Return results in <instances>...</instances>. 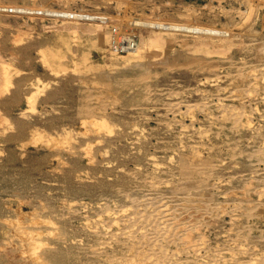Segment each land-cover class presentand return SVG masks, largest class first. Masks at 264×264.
<instances>
[{
    "label": "rangeland",
    "instance_id": "obj_1",
    "mask_svg": "<svg viewBox=\"0 0 264 264\" xmlns=\"http://www.w3.org/2000/svg\"><path fill=\"white\" fill-rule=\"evenodd\" d=\"M263 50L264 0H0V264L264 263Z\"/></svg>",
    "mask_w": 264,
    "mask_h": 264
},
{
    "label": "bare ground",
    "instance_id": "obj_2",
    "mask_svg": "<svg viewBox=\"0 0 264 264\" xmlns=\"http://www.w3.org/2000/svg\"><path fill=\"white\" fill-rule=\"evenodd\" d=\"M116 31H117V30H116ZM15 35H17V36H21V35H18V34H15ZM103 36H104V35H103ZM14 37H15V36H14ZM22 37H23V36H22ZM19 38H20V37H19ZM20 39H21V38H20ZM18 40H19V39H18ZM18 40H17V41H18ZM173 40H174V39H173ZM20 41H21V40H20ZM221 42H222V41H221ZM182 43H183V42H182ZM183 46H184V45H183ZM228 46H229V45H228ZM260 46H262V45H260ZM196 47H197V46H196ZM222 47H223V46H222ZM184 48H185V47H184ZM198 48H199V47H198ZM146 49H147V48H146ZM261 49H262V48L260 47V50H261ZM138 50H139V49H138ZM142 50H144V49H142ZM156 50H158V49H156ZM162 51H163V50H162ZM201 51H202V50H201ZM263 51H264V50H263ZM138 52H139V51H138ZM142 52H143V51H142ZM39 53H40V52H39ZM194 53H195V52H194ZM40 54H42V53H40ZM262 54H263V53H262ZM129 55H130V54H129ZM221 55H222V54H221ZM119 56H123V58H124L125 55H124L123 53H122V54H119V55H116V58H115V59L119 58ZM43 57H44V56H43ZM127 57H128V55H127ZM132 57H133V56H132ZM132 57H130V58L132 59ZM63 58H64V57H63ZM160 58H161V57H160ZM40 59H43V58L41 57ZM127 59H129V58H127ZM131 59H130V60H131ZM153 59H154V58H153ZM122 60H123V59H122ZM151 60H152V59H151ZM228 60H229V59H228ZM123 61H126V59L123 60ZM188 64H189V63H188ZM44 66H45V65H44ZM188 66H189V65H188ZM236 66H237V65H236ZM239 66H240V65H239ZM241 66H242V65H241ZM241 66H240V67H241ZM183 67H184V66H183ZM243 67H244V65H243ZM243 67H241V68H243ZM260 67H261V66H260ZM141 68H142V67H141ZM141 68H140V69H141ZM170 68H171V67H170ZM215 68H216V67H215ZM237 68H238V66H237ZM253 68H254V67H253ZM261 68H262V67H261ZM256 69H258V67H257ZM256 69H254L255 72H256ZM262 69H264V68H262ZM241 71H242V70L240 69V71H238V72L240 73ZM248 71H249V69H248ZM250 71H251V69H250ZM250 71H249V72H250ZM261 72H262V71H260V73H261ZM147 73H149V72H147ZM228 73H229V72H228ZM236 73H237V72H236ZM251 73L253 74L254 71L251 72ZM251 73H250V74H251ZM229 74H231V73H229ZM252 74H251V75H252ZM255 74H256V73H255ZM225 75H226V74H224V76H225ZM260 75H262V74H260ZM3 76H4V78H7V74H4ZM147 76H149V75L147 74L145 77H147ZM154 76H155V75H154ZM216 76H217V75H215V77H216ZM242 76H243V77H246L245 75H242ZM254 76H255V75H254ZM145 77H144V78H145ZM218 77H219V76H218ZM252 77H253V76H252ZM140 78H142V80L144 79L143 77H140ZM207 78H208V77H207ZM219 78H220V77H219ZM145 79H146V78H145ZM145 79H144V80H145ZM147 79H149V78H147ZM147 79H146V80H147ZM202 79H203V78H202ZM211 79H213V78L211 77ZM217 79H218V78H217ZM219 80L221 81V79H219ZM228 81H229V80H228ZM199 83H201V82H199ZM230 83H231V82H230ZM214 84H215V83H214ZM19 85H20V84H19ZM26 85H27V84H26ZM35 86H36L35 83H34L33 81H31V83H29L28 86H26L25 88H27V90L30 91V94H33V93H34L33 90H34V91L36 90ZM21 87H22V86H21ZM146 89H147V88H146ZM225 90H226V88H225ZM223 91H224V90H223ZM253 91H254V90H253ZM199 92H200V91H199ZM254 92H255V91H254ZM262 92H264V91H262ZM169 93H170V92H169ZM171 93H172V92H171ZM230 93H231V92H230ZM88 94H89V93H88ZM172 94L174 95V92H173ZM175 94H178V93H175ZM254 94H255V93H254ZM263 94H264V93H263ZM169 95H170V94H169ZM256 95H257V94H256ZM87 96H89V95H87ZM146 96H148V95H146ZM176 96H178V95H176ZM251 96H252V95H251ZM257 96H258V95H257ZM263 96H264V95H262L261 98H263ZM89 97H90V96H89ZM253 97H256V96H253ZM259 97H260V96H259ZM91 98H92V97H91ZM147 98H148V97H146V100H148ZM230 98H231V97H230ZM89 99H90V98H89ZM218 99H219V97H218ZM221 99H222V98H221ZM232 99H233V97H232ZM149 100H150V99H149ZM149 100H148V101H149ZM260 100L264 101V99H260ZM201 101H202V100H201ZM175 102H176V101H175ZM199 102H200V101H199ZM199 102H198V103H199ZM171 103H172V102H171ZM171 103H170V104H171ZM178 103H179V102H178ZM183 103H184V102H183ZM193 103H194V102H193ZM193 103H191V104H193ZM219 103L222 104L223 102H222V103L219 102ZM184 104H185V103H184ZM202 104H203V102H202ZM171 105H172V104H171ZM176 105H177V104H176ZM186 105H187V104H186ZM196 105H197V104H196ZM199 105H200V104H199ZM168 106H169V105H168ZM172 106H174V105H172ZM190 106H191V105H190ZM197 106H198V105H197ZM222 106H225V105L222 104ZM227 106H228V104H227ZM133 107H134V106H133ZM174 107H175V106H174ZM174 107H173V108H174ZM177 107H179V106L177 105L175 108L178 109ZM193 107H194V106H193ZM228 107H229V106H228ZM255 107H256V106H255ZM130 108H131V107H130ZM198 108H199V107H198ZM200 109H201V108H200ZM225 109H226V108H225ZM225 109L223 108V110H225ZM170 110H171V109H170ZM172 110H173V109H172ZM178 111H179V110H178ZM231 111H232V110H230V113H233V112H231ZM252 111H253V110H252ZM254 111H256L255 108H254ZM180 112H181V111H180ZM230 113L228 112V114H230ZM223 115H224V114H223ZM263 115H264V114H263ZM260 116H261V115H260ZM237 117H238V116H237ZM251 117H252V116H251ZM228 119H229V118H228ZM232 119H233V118H232ZM235 120H236V119H235ZM249 120H250V119H249ZM83 121H84V120H83ZM83 121H82V122H83ZM250 121H251V120H250ZM85 122H86V121H85ZM85 122H84V123H85ZM246 122H247V121H246ZM84 123H83V124H84ZM164 123H165V122H164ZM166 123H167V122H166ZM236 124H237V123H236ZM236 124H235V125H236ZM246 124L249 126L248 123H246ZM167 125H169V124H167ZM250 125H251V124H250ZM103 126H104V125H103ZM231 126H232V125H231ZM95 127H96V126H95ZM106 127H107V126H106ZM232 127H233V126H232ZM98 128H99V126H98ZM100 128H101V127H100ZM100 128H99V129H100ZM103 128H105V126H104ZM108 128H109V127H108ZM99 129H98V133L103 132V131H101L102 128H101L100 130H99ZM63 130H64V129H63ZM105 130H106V129H105ZM108 131H109V130H108ZM67 132L69 133L70 131H67ZM67 132H66L65 135H67ZM73 133H75V132H73ZM59 134H60V133H59ZM59 134H58V135H59ZM71 134H72V132H71ZM71 134L69 133L68 135L71 136ZM112 134H113V133H112ZM63 135H64V134H63ZM65 135H64V136H65ZM85 145H86V144H85ZM201 145H203V143H202ZM86 146H88V145H86ZM89 148H90V146L88 147V149H89ZM195 148H196V146L194 147V150H195ZM79 149H80V150H81V149H84V150H85V148H79ZM181 149H182V148H181ZM86 151H87V148H86ZM195 151H196V150H195ZM84 152H85V151H84ZM104 152H105V151H104ZM84 154L86 155V153H84ZM105 154H106V153H105ZM194 154H195V153H194ZM73 155H74V154H73ZM85 155H84V156H85ZM87 155H88V153H87ZM99 155H100V154H99ZM88 156H89V155H88ZM171 156H172V155H171ZM198 156H199V154H198ZM86 157H87V156H86ZM178 157H179V156H178ZM189 157H191V156H189ZM193 157H194V156H193ZM195 157H196V155H195ZM168 158H169V157H168ZM199 158H200V157H199ZM199 158H198V159H199ZM88 159H89V158H88ZM149 159H152V158L149 157ZM191 159H192V157H191ZM196 159H197V158H196ZM90 160H91V159H90ZM152 160H153V159H152ZM170 160H171V159H170ZM193 160L195 161V158H194ZM193 160H191V162H192ZM188 162H189V161H188ZM88 163L90 164V161H88ZM155 163H157V162H155ZM189 163H190V162H189ZM198 163H199V162H198ZM210 163H211V162H210ZM158 164H159V163H158ZM152 165H153V164H152ZM156 165H157V164H156ZM160 165H161V164H160ZM182 165H183V164H182ZM61 166H63V165L61 164ZM161 166H162V165H161ZM206 166H207V165H206ZM154 167H158V166H155V164H154ZM125 173H126V172H125ZM209 174H210V173H209ZM130 175H131V174H130ZM199 175H200V174H199ZM180 176H181V175H180ZM202 176H203V175H202ZM206 176H207V175H206ZM173 177H176V176L173 175ZM150 178H151V177H150ZM155 178H158V177H155ZM190 178H191V177H190ZM207 178H208V177H207ZM148 179H149V178H148ZM148 179H147V180L144 179V180H145V181H148ZM163 179H164V178H162V182L164 181ZM177 179H178V178H177ZM188 179H189V178H188ZM200 179H201V178H200ZM151 180H153V179H151ZM151 180H150V183H151ZM157 180H158V179H157ZM159 180H160V179H159ZM159 180H158V182H159ZM183 180H184V179H183ZM189 180H190V179H189ZM192 181H193V180H192ZM192 181H191V182H192ZM198 181H199V180H198ZM143 182H144V181H143ZM176 182H177V181H176ZM134 183H135V182H134ZM152 183H154V182H152ZM155 183H156V182H155ZM163 183L165 184V182H163ZM167 183H169V181H168ZM171 183H172V182H171ZM173 183H174V182H173ZM173 183H172V185H173ZM157 184H158V183H157ZM157 184H155V185L157 186ZM183 184H184V183H183ZM189 184H192V183H189ZM147 185H150V184H149V181H148V184H147ZM165 185H166V184H165ZM172 185H171V186H172ZM197 185H198V184H197ZM199 185H200V184H199ZM159 186H161V185H158V187H159ZM183 186H184V185H183ZM191 186H192V185H191ZM152 187H153V184H152ZM152 187H150V188H152ZM168 187H170V186H168ZM177 187H178V186H177ZM179 187H180V185H179ZM200 187H201V186H200ZM156 188H157V187H156ZM156 188H155V189H156ZM188 189H189V188H188ZM193 189H194V188H193ZM153 190H154V189H153ZM170 190H171V189H170ZM182 190H183V189H182ZM182 190H181V191H182ZM117 191H118V190H117ZM137 191H138V190H137ZM193 191H194V190H193ZM196 191H197V190H196ZM239 191H240V190H239ZM245 192H246V191H245ZM196 193H197V192H196ZM196 193H195V194H196ZM120 194H121V193H120ZM125 194H126V193H124V195H125ZM130 194H131V193H130ZM195 194H193V195H195ZM198 194H199V193H198ZM198 194H196V196H197ZM261 194H263V193H261ZM121 195H122V194H121ZM121 195H120V196H121ZM138 195H139V194H138ZM158 195H159V194H158ZM158 195H155V196H156V197H159ZM170 195H171V193H170ZM170 195H169V196H170ZM190 195H191V193H190ZM190 195H189V196H190ZM193 195H192V196H193ZM259 195H260V194H259ZM126 196H127V195H126ZM148 196H150V195H148ZM155 196H154V197H155ZM160 196H161V195H160ZM169 196H167V197H169ZM174 196H175V195H174ZM200 196H201V194H200ZM127 197H128V196H127ZM145 197H147V196H143V198H145ZM152 197H153V196H152ZM152 197H151V198H152ZM156 197H155V198H156ZM162 197H165V196L163 195ZM170 197H171V196H170ZM172 197H173V196H172ZM180 197H182V196H180ZM183 197H184V196H183ZM183 197H182V200L185 199L186 202H187L188 200H189L188 202H192V201H190V199H188V198H190L191 196H190V197L187 196V197H188L187 199H186V197H185V198H183ZM133 198L135 199V197H133ZM147 198H148V197H147ZM149 198H150V197H149ZM191 198H192V197H191ZM197 198H198V197H197ZM245 198H247V197H245ZM103 199H104V198H103ZM128 199H129V197H128ZM159 199H162V198L159 197ZM166 199H167V198H166ZM170 199H175V198H169L168 200H170ZM192 199H193V198H192ZM138 200H139V199H138ZM156 200H157V198H156ZM162 200L165 201L164 198H163ZM175 200H176V199H175ZM182 200H181V202H183ZM141 201L144 202V200H141V199H140L139 202H141ZM146 201H147V200H146ZM146 201H145V204H146ZM157 201H158V200H157ZM176 201H177V200H176ZM185 201H184V202H185ZM62 202H63V201H62ZM131 202H132V201H131ZM151 202H152V201H151ZM184 202H183V203H184ZM188 202H187V203H188ZM194 202H195V201H194ZM205 202H206V201H205ZM210 202H211V201H210ZM240 202H241V201H240ZM258 202H259V201H257V203H258ZM104 203H105V202H104ZM115 203H116V202H115ZM132 203H134V201H133ZM153 203H155V202H153ZM156 203H157V202H156ZM156 203H155V204H156ZM167 203H171V202H167ZM177 203L181 204L180 201L177 202ZM192 203H193V202H192ZM195 203L197 204L198 201H196ZM199 203H200V202H199ZM203 203H204V202H203ZM237 203H238V202H237ZM69 204H71V203H69ZM72 204H73V203H72ZM135 204H137V203H135ZM147 204L150 205V204H152V203L149 204V203L147 202ZM171 204H172V203H171ZM174 204H175V203H174ZM179 204H177V205H179ZM185 204H186V203H185ZM189 204H190V203H188V207L190 208V206H192V204H190V205H189ZM259 204H260V203H259ZM156 205H157V204H156ZM168 205H169V204H168ZM168 205H167V206H168ZM175 205H176V204H175ZM193 205H195V204H193ZM204 205H206V204H204ZM207 205H209V204L207 203ZM222 205H223V204H222ZM104 206H105V205H104ZM131 206H132V205H131ZM141 206H142V205H141ZM141 206H140V208H143V207H141ZM154 206H155V205H154ZM154 206H152V207H154ZM182 206H183V205H182ZM186 206H187V205H186ZM186 206H185V207H186ZM210 206L212 207V206H214V205L211 204ZM215 206H216V205H215ZM223 206H224V205H223ZM240 206H241V205H240ZM253 206H254V205H253ZM105 207H106V206H105ZM121 207H122V206H121ZM144 207L148 208L149 206H148V207H147V206H144ZM164 207H165V206H164ZM169 207H170V206H169ZM175 207H176V206H175ZM192 207H195V206H192ZM192 207H191V209H195V208H196V207H195V208H192ZM211 207H210V208H211ZM237 207H238V206H237ZM256 207H257V206H256ZM114 208H115V210H116V207H114ZM134 208H135V207H134ZM155 208H156V206L154 207V209H155ZM158 208H159V207H158ZM158 208H157V209H158ZM161 208H162V207H161ZM166 208H167V207H165V209H166ZM170 208H171V207H170ZM173 208H174V207H173ZM181 208H182V207H181ZM199 208H200V207H199ZM204 208H205V207H204ZM119 209H120V208H119ZM123 209H124V208H123ZM123 209H122V211H123ZM127 209H128V208H127ZM154 209L150 208V211H151V210L154 211ZM162 209L165 210L164 208H162ZM179 209H180V207H179ZM202 209H203V208H202ZM206 209H207V208H206ZM68 210H69V209H68ZM102 210H103V209H102ZM110 210H111V209H110ZM128 210H129V209H128ZM144 210H146V209H144ZM158 210H161V209H158ZM163 210H161V211H163ZM173 210H175V212H176V209H173ZM173 210L171 209V211H173ZM180 210H181V209H180ZM180 210H179V211H180ZM207 210H209V209H207ZM100 211H101V210H100ZM107 211H108V210H107ZM119 211H120V210H119ZM122 211H121V212H122ZM129 211H131V210H129ZM133 211H135V210H132V212H133ZM142 211H143V210H141V212H142ZM155 211H156V210H155ZM165 211H166V210H165ZM168 211H169V210H168ZM168 211H167V212H168ZM192 211H193V210H192ZM204 211H205V210H204ZM112 212L114 213V210H112ZM127 212H128V211H127ZM146 212H147V211H146ZM148 212H149V211H148ZM148 212H147V213H148ZM156 212H157V211H156ZM167 212L165 213V215L167 214ZM181 212H183V210H181ZM181 212H180V213H181ZM188 212H189V211H188ZM190 212H191V211H190ZM202 212H203V211H201L200 214H201ZM205 212H206V211H205ZM207 212H208V211H207ZM209 212H210V210H209ZM249 212H250V211H249ZM101 213H102V212H101ZM106 213H108V212H106ZM116 213H117V211H116ZM125 213H126V212H125ZM137 213H138V212H137ZM147 213H146V214H147ZM157 213H158V212H157ZM159 213L161 214V212H159ZM168 213H169V215H171L170 212H168ZM178 213H179V212H178ZM178 213H177V214H178ZM183 213H185V212H183ZM191 213H192V212H191ZM203 213H204V212H203ZM203 213H202V214H203ZM230 213H231V212H230ZM102 214H104V212H103ZM118 214H119V213H118ZM118 214H117V215H118ZM130 214H131V213H130ZM142 214H144V213L142 212ZM149 214H151V213H149ZM149 214H148V215H149ZM153 214H154V213H153ZM188 214H189V213H188ZM188 214H187V215H188ZM197 214H198V213H197ZM209 214H210V213H209ZM209 214H208V215H209ZM244 214H245V213H244ZM98 215H100V214H98ZM119 215H120V214H119ZM128 215H129V214H128ZM133 215H134V214H133ZM139 215H140V214H139ZM139 215H138V216H139ZM155 215H156V214H155ZM172 215H173V214H172ZM86 216H87V215H86ZM106 216H107V215H106ZM123 216H124V214H123ZM123 216H122V217H123ZM129 216H130V215H129ZM129 216H127L126 219H123V220L126 221V224H128V222L130 221V219H128ZM131 216H132V214H131ZM142 216H145V214L142 215ZM146 216H147V215H146ZM157 216H158V215H157ZM161 216H163V215H161ZM173 216H175V215H173ZM173 216H170V217L172 218ZM182 216H185V215H182ZM200 216H201V215H199L198 218H200ZM202 216H203V215H202ZM237 216H238V215H237ZM246 216H248V215H246ZM98 217H100V216H98ZM116 217H117V216H116ZM125 217H126V216H125ZM139 217H140V216H139ZM148 217H149V216H148ZM158 217H159V216H158ZM180 217H181V216H180ZM254 217H255V216H254ZM258 217H259V216H258ZM96 218H97V217H96ZM137 218H138V217H137ZM141 218H142V217H141ZM149 218H150V217H149ZM161 218H162V217H161ZM161 218H160V219H161ZM168 218H169V217H168ZM168 218H167V219H168ZM186 218H187V217H186ZM230 218H231V217H230ZM235 218H236V217H235ZM85 219H86V218H85ZM106 219H107V218H106ZM108 219H109V218H108ZM133 219H134V218H133ZM135 219H136V218H135ZM151 219H153V218L151 217ZM160 219H159V220H160ZM163 219H166V217L164 216ZM163 219L160 220V224H162V226L165 225L164 222L162 221ZM178 219H179V218H178ZM178 219H176V220H178ZM182 219H183V218H182ZM112 220L115 221V220H117V219H114V217H113ZM112 220H106V221H108V223H109V221L113 222ZM138 220H139V221L142 220L143 223H144V220H143V219H138ZM169 220H170V218H169ZM176 220H175L174 223H177ZM179 220H180V219H179ZM194 220H195V219H194ZM125 221H122L123 224H121V225H123V227H124V224H125L124 222H125ZM161 221H162L163 223H162ZM182 221H183V220H182ZM189 221H190V220H189ZM92 222H93V220H92ZM103 222H104V221H103ZM103 222H102V225H103ZM115 222H116V221H115ZM133 222H134V221H133ZM136 222H137V219H136ZM136 222H135V223H136ZM152 222H153V221H152ZM184 222H187V221H184ZM86 223H87V222L85 221V224H86ZM117 223L120 224L121 222H118V221H117ZM137 223H138V222H137ZM137 223H136V225H137ZM140 223H142V222H140ZM140 223H139V225H140ZM165 223H166V222H165ZM167 223H168V221H167ZM171 223H173V222H171ZM179 223H181V222H179ZM179 223H177V224L179 225ZM96 224H97V223H96ZM114 224H115V223H114ZM126 224H125V225H126ZM144 224L147 225L146 223H144ZM157 224H158V222H157ZM181 224H183V223H181ZM194 224H195V223H194ZM196 224H197V222H196ZM102 225L100 224V226H102ZM116 225H117V224H116ZM134 225H135V224H133L132 227H133ZM152 225H153V224H152ZM154 225H155V224H154ZM154 225H153V226H154ZM167 225H168L169 228H170V226H172L173 224L170 225V224L168 223ZM186 225H187V223H186ZM204 225H207V224H204ZM52 226H55V225H54V222L52 223ZM52 226H51V227H52ZM98 226H99V225H98ZM106 226H107V223H106ZM110 226H111V224H110ZM128 226H129V225H128ZM128 226H127V228H128ZM137 226H138V225H137ZM142 226H143V224L140 225L139 227H142ZM174 226H176V225H174ZM181 226H182V228H184V227H183L184 225H181ZM187 226H188V225H187ZM189 226H190V225H189ZM107 227H108V226H107ZM117 227H118V226H117ZM125 227H126V226H125ZM134 227H135V226H134ZM134 227H133V228H134ZM144 227L146 228V226H144ZM147 227H148V226H147ZM150 227L153 229V227H152L151 225H150ZM177 227H178V226H177ZM55 228H56V226L54 227V229H55ZM104 228H105V227H104ZM108 228H109V227H108ZM108 228H107V229H108ZM156 228H157V226H156ZM156 228H155V229H156ZM163 228H164V227H163ZM188 228H189V227H188ZM231 228H232V227H231ZM231 228H230V229H231ZM121 229H122V228H121ZM121 229H119V230H121ZM124 229H126V228H124ZM129 229L131 230V228H129ZM155 229H153V230L155 231ZM170 229H171V228H170ZM170 229H169V230H170ZM204 229H205V228H204ZM240 229H241V228H240ZM242 229H246V228L243 227ZM242 229H241V231H242ZM117 230H118V229H117ZM139 230H140V229H137V231H139ZM158 230H159V228H158ZM163 230H165V229H162V231H161L162 233L164 232ZM174 230H175V229H174ZM237 230H239V229H237ZM237 230H236V231H237ZM52 231H53V230H52ZM106 231H107V230H106ZM112 231H113V230H112ZM112 231H111V232H112ZM124 231H125V230H124ZM124 231H123V232H124ZM126 231H127V230H126ZM135 231H136V230H135ZM142 231L145 232V230H142ZM150 231L152 232V230H149V232H150ZM154 231H153V232H154ZM156 231H157V230H156ZM156 231H155V232H156ZM159 231H160V230H159ZM171 231H173V230H171ZM198 231H199V229H198ZM236 231H235V232H236ZM45 232H46V231H45ZM49 232H50V231H49ZM111 232H110V233H111ZM123 232H122V233H123ZM146 232H147V230H146ZM146 232H145V234H146ZM153 232H152V233H153ZM155 232H154V233H155ZM181 232H182V231H181ZM191 232H192V231H191ZM193 232H194V231H193ZM195 232H196V231H195ZM46 233H47V232H46ZM58 233H59V232H58ZM107 233H109V232H107ZM124 233H125V232H124ZM129 233H130V236H131V233H132V232H131V231L128 232V233H127L128 236H129ZM140 233H141V231H140ZM162 233H161V234H162ZM164 233H167V230H166V232H164ZM164 233H163V234H164ZM169 233H170V231H169L167 234L169 235ZM175 233H176V232H175ZM238 233H239V232H238ZM248 233H249V232H248ZM51 234H52V233H51ZM118 234H120L119 231H118ZM118 234H116V235H118ZM145 234H143V235H145ZM170 234L174 235L173 233H170ZM178 234H179V233H178ZM182 234H183V232H182ZM185 234H186V233H185ZM123 235H124V234H123ZM123 235H122V236H123ZM133 235H135V233H134ZM133 235H132V236H133ZM141 235H142V234H141ZM146 235H147V236H144V238H145V237H146V238L148 237V234H146ZM150 235H151V234H150ZM165 235H166V234H165ZM128 236H127V237H128ZM130 236H129L128 238H131ZM176 236H177V233H176ZM189 236H190V235H189ZM191 236H192V235H191ZM191 236H190V237H191ZM115 237H116V236H115ZM118 237H119V236H118ZM125 237H126V234H125ZM156 237H157V236H156ZM156 237H155V238H156ZM177 237H178V236H177ZM190 237H186V238L190 239ZM230 237H231V236H230ZM136 238H137V236H136ZM138 238H139V237H138ZM152 238H154V237L151 235V236H150V239L152 240ZM155 238H154V239H155ZM166 238H168V237L166 236ZM180 238H181V241L184 240L182 237H180ZM186 238H185V239H186ZM192 238H193V237H192ZM198 238H199V237H198ZM231 238H232V237H231ZM61 239H62V238H61ZM150 239H149V240H150ZM156 239H157V238H156ZM169 239H170V238H169ZM188 239H187V240H188ZM194 239H195V238H194ZM200 239H202V238H200ZM229 239H230V238H229ZM262 239H263V238H262ZM128 240H129V239H128ZM134 240H135V239H134ZM151 240H150V241H151ZM162 240H163V239H162ZM171 240H175V239H172V238H171ZM178 240H179V238H178ZM198 240H199V239H198ZM233 240H235V239H233ZM106 241H108V240H106ZM137 241H138V240H137ZM139 241H141L140 238H139ZM142 241H143V240H142ZM146 241H147V240H144L145 243H146ZM160 241H161V240H160ZM181 241H178V242H181ZM193 241H194V240H193ZM120 242H121V241H120ZM144 242H143V243H144ZM151 242H152V241H151ZM155 242H156V248H157V250L160 252V251H161V250H160V246L157 247V244L159 243V245H160V242H158L157 240H156ZM164 242H165V241H164ZM167 242L169 243L170 241H167ZM188 242H189V241H188ZM202 242H203V240H202ZM72 243H73V242H72ZM104 243H105V240H104ZM107 243H108V242H107ZM107 243H106V244H107ZM137 243H139V242H137ZM141 243H142V242H141ZM147 243H148V242H147ZM189 243H190V242H189ZM189 243L183 245V247H184V246L187 247V246L189 245ZM194 243L198 244V242H196V241H195ZM194 243L192 242L191 244L193 245ZM200 243H201V242H200ZM200 243H199V244H200ZM234 243H236V242H234ZM98 244H99V243H98ZM110 244H111V243H110ZM149 244H150V243H149ZM170 244H173V242H171ZM179 244H180V243H179ZM237 244H238V243H237ZM239 244H240V242H239ZM246 244H247V243H246ZM101 245H102V244H101ZM132 245H133V244H132ZM134 245L136 246L135 243H134ZM137 245H139V244H137ZM145 245H147V244H145ZM173 245H175V243H174ZM177 245H178V244H177ZM186 245H187V246H186ZM194 245H195V244H194ZM216 245H217V243H216ZM98 246H100V245H98ZM103 246H104V245H103ZM106 246H108V245H106ZM123 246H125V245L123 244ZM143 246H144V245H143ZM151 246H152V245H151ZM153 246H154V245H153ZM163 246H164V244H163ZM165 246H166V245H165ZM167 246H168V245H167ZM208 246H209V245H208ZM221 246H222V245H221ZM236 246H237V245H236ZM247 246H249V245H247ZM96 247H97V246H96ZM101 247H102V246H101ZM125 247H127V246H125ZM132 247H133V246H132ZM137 247H138V246H137ZM147 247H148V246H147ZM174 247H175V246H174ZM196 247H198V245H197ZM199 247H200V245H199ZM225 247H227V246H225ZM231 247H232V246H231ZM241 247H242V245H241ZM241 247L239 246L238 248H241ZM243 247H244V246H243ZM245 247H246V246H245ZM150 248H151V247H150ZM152 248H153V247H152ZM154 248H155V246H154ZM158 248H159V249H158ZM161 248H162V247H161ZM163 248H164V247H163ZM175 248H176V247H175ZM238 248H237L236 250H234V251H238V250H239ZM255 248H256V247H254V248H252V249L254 250ZM187 249H188V247H187ZM192 249H193V248H192ZM194 249H195V246H194ZM198 249H199V248H198ZM206 249H207V248H206ZM224 249H226V248H224ZM224 249H223V251H224ZM227 249H228V247H227ZM231 249L233 250V247H232ZM241 249H245V248H241ZM252 249H250V250H252ZM263 249H264V248H263ZM153 250H154V249H153ZM163 250H164V249H163ZM171 250H172V249H171ZM195 250H196V249H195ZM218 250H219V249H218ZM220 250H222V249H220ZM232 250H231V251H232ZM256 250H257V248H256ZM172 251H173V250H172ZM198 251H200V249H199ZM223 251H220V253L223 252ZM243 251H244V250H243ZM153 252H154V251H153ZM161 252H162V251H161ZM161 252H160V253H161ZM163 252H164V251H163ZM163 252H162L161 255H162L163 257H165V255H163ZM173 252H175V251H173ZM177 252L180 253V251H178V250H177ZM177 252H175V253H177ZM208 252H209V251H208ZM212 252H213V251H212ZM218 252H219V251H218ZM224 252H225V251H224ZM232 252H233V251H232ZM246 252H247V251H246ZM246 252H245V253H246ZM250 252H251V251H250ZM250 252H249V254H250ZM167 253L169 254V252H166L165 254L168 255ZM175 253H174V254H175ZM220 253H218V254L216 253V254H214V255H219ZM239 253H240V251H239ZM242 253H243V252L241 251L240 254H242ZM252 253H253V252H252ZM254 253H255V252H254ZM254 253H253V254H254ZM259 253H260V252H259ZM262 253H263V252H262ZM94 254H95V253H94ZM113 254H114V253H113ZM153 254H154V253H153ZM153 254H151V255H152V256H151L152 258H153ZM177 254H178V253H177ZM198 254H199V253H198ZM212 254H213V253H212ZM230 254H233V253H230ZM109 255H110V254H109ZM109 255H108V256H109ZM154 255H155V254H154ZM169 255H173V254H169ZM175 255H176V254H175ZM175 255H174V256H175ZM200 255H201V254H200ZM209 255H210V254H209ZM237 255H238V254H237ZM245 255H246V254H245ZM110 256H111V255H110ZM158 256L160 257V255H158ZM203 256H204V255H203ZM207 256H208V254H207ZM231 256H232V258H233V257H237L236 254H235V252H234V256H233V255H230V257H231ZM114 257H115V256H114ZM116 257H117V256H116ZM155 257H156V256H155ZM163 257H162V258H163ZM208 257H209V256H208ZM211 257H212V256H211ZM211 257H209V258L211 259ZM219 257H221V255H219L218 258H219ZM230 257H228V258H229V261H228V262H231V261H232V260L230 261V259H232V258H230ZM255 257H256V256H255ZM255 257H254V258H255ZM157 258H158V257H157ZM165 258H166V257H165ZM176 258H177V257H176ZM198 258H199V256H198ZM200 258H201V257H200ZM206 258H207V257H206ZM209 258H208V259H209ZM218 258H216V259L218 260ZM248 258H249V257H248ZM251 258H252V257H251ZM256 258L258 259V257H256ZM256 258H255V259H256ZM259 258H260V256H259ZM112 259H113V258H112ZM118 259L120 260V258H117V259H115V260H118ZM129 259L132 260L131 258H129ZM154 259H155V258H154ZM170 259H171V258H170ZM170 259H169V260H170ZM210 259H209V260H210ZM222 259H223L224 261H226L224 257H222L221 260H222ZM233 259H234V258H233ZM235 259H236V258H235ZM263 259H264V257H263ZM119 260H118V261H119ZM173 260H174V258H173ZM178 260H179V261H177V260H174V261H177L178 263H177V262H176V263L179 264V262L181 261V259H178ZM202 260H203V262H204V259H202ZM237 260H239V259H237ZM104 261H105V260H104ZM110 261H112V260H110ZM162 261H163V260H162ZM165 261H166V260H165ZM190 261H191V260H190ZM193 261H194V260H193ZM214 261H216L215 258H214ZM224 261H223V262H224ZM256 261H258V260H256ZM116 262H117V261H115V263H116ZM120 262H121V260H120L118 263H120ZM125 262H126V261H125ZM128 262H129V261H128ZM154 262H155V261H154ZM160 262H161V261H160ZM169 262H170V261H169ZM200 262H201V261H200ZM216 262H217V261H216ZM223 262H222V263H223ZM237 262H238V261H237ZM242 262H243V261H242ZM242 262H241V264H245V263H242ZM258 262H259V261H258ZM110 263H111V262H110ZM115 263H114V264H115ZM155 263H156V262H155ZM157 263H158V262H157ZM176 263H174V264H176ZM181 263H182V262H181ZM208 263H209V261H208ZM217 263H218V262H217ZM217 263H216V264H217ZM224 263H225V262H224ZM247 263H248V262H247ZM62 264H63V263H62ZM101 264H102V263H101ZM121 264H122V263H121ZM124 264H125V263H124ZM160 264H161V263H160ZM162 264H163V263H162ZM168 264H169V263H168ZM182 264H183V263H182ZM186 264H187V263H186ZM204 264H205V263H204ZM206 264H207V263H206ZM209 264H211V263H209ZM213 264H214V263H213ZM234 264H235V262H234ZM236 264H237V263H236ZM250 264H252V263H250ZM253 264H257V263L253 262ZM258 264H259V263H258ZM260 264H264V263H262V262L260 261Z\"/></svg>",
    "mask_w": 264,
    "mask_h": 264
}]
</instances>
